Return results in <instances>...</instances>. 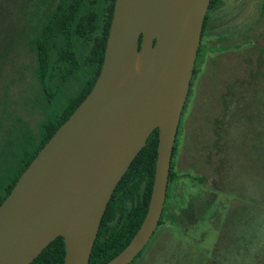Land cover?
Here are the masks:
<instances>
[{"label": "rangeland", "instance_id": "374dc122", "mask_svg": "<svg viewBox=\"0 0 264 264\" xmlns=\"http://www.w3.org/2000/svg\"><path fill=\"white\" fill-rule=\"evenodd\" d=\"M220 1L208 15L178 129L180 178L171 184L163 220L169 229H156L132 264H264V0ZM54 3L0 0V178L11 177L42 122L86 78L76 74L51 96L36 78L28 37L40 22L36 11L47 14ZM192 205L202 208L188 233ZM177 222L185 233L173 234Z\"/></svg>", "mask_w": 264, "mask_h": 264}, {"label": "water", "instance_id": "95a60500", "mask_svg": "<svg viewBox=\"0 0 264 264\" xmlns=\"http://www.w3.org/2000/svg\"><path fill=\"white\" fill-rule=\"evenodd\" d=\"M211 0H115L101 71L0 204V264H30L57 236L89 264L114 188L159 129L148 210L104 264H130L161 219L173 148Z\"/></svg>", "mask_w": 264, "mask_h": 264}, {"label": "trees", "instance_id": "16d2710c", "mask_svg": "<svg viewBox=\"0 0 264 264\" xmlns=\"http://www.w3.org/2000/svg\"><path fill=\"white\" fill-rule=\"evenodd\" d=\"M221 5L222 1L211 0L204 21L202 37L207 28L210 10ZM114 6L115 0H55L54 5L47 14L42 10L36 11V18L40 22L28 37V41L35 54V75L43 88V92L51 96L52 89L61 90L67 86L76 74H85L86 78L63 109L42 122L38 141L32 147L23 149L19 155L17 168L11 177L1 176L0 204L10 193L29 162L92 89L103 64ZM36 22L34 19L32 25ZM79 45L83 48L81 56L78 51ZM158 141L159 129L156 128L150 134L146 145L134 158L116 188H114L113 195L106 211H104L98 235H96L97 238L89 264H104L117 255L130 242L142 224L146 215L145 212L148 210L153 188ZM177 151L178 138L176 137L168 188L166 189V201L157 227V229L160 228L161 232L169 229V226H165L163 221L165 211L169 207V205L167 206L170 196L169 189L171 184L180 178L174 166ZM193 179L203 183L205 178L198 176ZM210 201L203 202L204 209L211 203ZM192 206L191 217L194 222L189 226L188 233L194 224H198L200 214H197V209L201 212L202 208H198L196 205ZM188 216L190 217V215ZM231 224L236 226L234 223ZM173 225L178 229H173V234L176 235L179 231L184 232L185 226L183 223L171 224V226ZM233 226L230 233L233 231ZM221 227L219 226V228ZM204 235L207 237V234ZM224 235L232 244L233 236L225 233ZM146 247L133 259V262L142 257ZM64 258L65 241L62 236H57L30 264H64Z\"/></svg>", "mask_w": 264, "mask_h": 264}]
</instances>
